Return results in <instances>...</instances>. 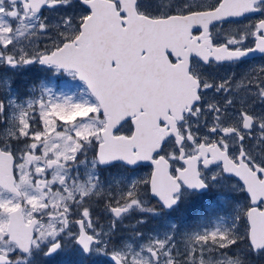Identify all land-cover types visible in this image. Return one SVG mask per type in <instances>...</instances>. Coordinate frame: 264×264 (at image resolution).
<instances>
[{
  "label": "snow or ice",
  "instance_id": "1",
  "mask_svg": "<svg viewBox=\"0 0 264 264\" xmlns=\"http://www.w3.org/2000/svg\"><path fill=\"white\" fill-rule=\"evenodd\" d=\"M64 255L264 264V0H0V264Z\"/></svg>",
  "mask_w": 264,
  "mask_h": 264
},
{
  "label": "rangeland",
  "instance_id": "2",
  "mask_svg": "<svg viewBox=\"0 0 264 264\" xmlns=\"http://www.w3.org/2000/svg\"><path fill=\"white\" fill-rule=\"evenodd\" d=\"M43 73V72H42ZM44 74V76H42L43 78L46 76V75H48V74H46V73H43ZM42 78V79H43ZM32 79H35V78H32ZM54 79V82H55V84H59L61 81L60 80H56L55 78H53ZM144 171H147L146 169H144ZM213 201H215V197L211 200V202H213ZM216 203V202H215ZM219 202L217 201V203H216V205H217V208H219ZM124 223H125V225H131V224H134L135 223V216H133V217H131V218H129V219H126L125 221H124ZM153 224H156V222L155 221H153ZM156 226H160V225H156ZM150 227H151V225H150ZM72 260H73V257H71L70 255H64V256H61V257H57L54 261H51V264H71V262H72Z\"/></svg>",
  "mask_w": 264,
  "mask_h": 264
},
{
  "label": "flooded vegetation",
  "instance_id": "3",
  "mask_svg": "<svg viewBox=\"0 0 264 264\" xmlns=\"http://www.w3.org/2000/svg\"><path fill=\"white\" fill-rule=\"evenodd\" d=\"M260 62H261V61H260L259 58H257L255 61H253V63H260ZM36 73L43 74L42 72H36ZM146 170H148V169H146ZM213 197H214L213 194H209V196L206 197L205 200H207V199H212Z\"/></svg>",
  "mask_w": 264,
  "mask_h": 264
},
{
  "label": "trees",
  "instance_id": "4",
  "mask_svg": "<svg viewBox=\"0 0 264 264\" xmlns=\"http://www.w3.org/2000/svg\"><path fill=\"white\" fill-rule=\"evenodd\" d=\"M204 203H205V201H204Z\"/></svg>",
  "mask_w": 264,
  "mask_h": 264
}]
</instances>
